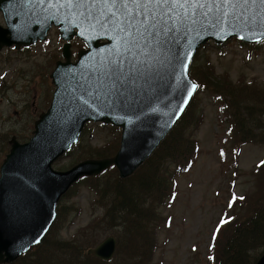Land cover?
Instances as JSON below:
<instances>
[{"label": "water", "instance_id": "obj_1", "mask_svg": "<svg viewBox=\"0 0 264 264\" xmlns=\"http://www.w3.org/2000/svg\"><path fill=\"white\" fill-rule=\"evenodd\" d=\"M84 10L64 4V0H0L5 22L0 25V49L42 41L52 25L58 27L64 41V60L56 61L50 73L55 88L49 106L38 114L27 141L10 139L9 151L0 164V264L14 262L43 239L56 218L59 200L81 178L98 175L110 166H115L120 178H126L153 153L197 90L189 66L201 45L230 37H244L241 40L247 43L264 39V25L258 18L252 23L225 17L213 5L207 16L198 12L181 26L166 54V65L150 87L126 98L114 95L108 103L100 94L106 91L101 72L118 39L99 25L91 28L94 22L79 15ZM73 39L84 45L75 60L70 48ZM90 120L120 128L115 154L84 159L64 170L53 168V162L78 141ZM114 249L115 240L109 236L88 248L87 254L108 260ZM254 264H264V251Z\"/></svg>", "mask_w": 264, "mask_h": 264}, {"label": "rangeland", "instance_id": "obj_2", "mask_svg": "<svg viewBox=\"0 0 264 264\" xmlns=\"http://www.w3.org/2000/svg\"><path fill=\"white\" fill-rule=\"evenodd\" d=\"M0 24L4 25L1 12ZM72 43L74 52L82 47V42L77 39ZM207 43L205 49L199 48L196 53V63L205 65L202 72L211 74L216 81L230 82L234 96H240L238 101L241 110L246 111L247 107L254 109L253 128L260 126L256 132L262 136L259 131L264 130V41L258 43V46L247 43L240 45L232 38L218 47L210 41ZM245 45H249V48ZM61 46L58 30L52 27L44 41L27 48L0 49L1 150L6 148L7 142L6 152H0V163L9 151L10 139L14 136L20 142L27 141L32 134L35 119L48 106V99L54 89L50 72L56 61L62 58ZM251 87L256 90L251 91ZM213 94L216 93L212 90L195 93L191 107L195 106V118L200 121L195 123V128L188 127L183 132L185 137L199 144L198 156L189 169L175 179L174 195L159 208L160 223L155 227L153 225L157 216L150 223L153 234H146L138 244L134 243L131 238L135 231L131 229V219L126 216H117L121 217L117 220L118 224L106 228L105 223L99 219L104 209L100 207L101 202L96 201V197L99 198L98 192L104 198L101 179L98 180V192L82 183L77 193L67 201L63 197L72 189L60 199L62 206L64 202L70 206L66 208L58 239L71 243L77 234L75 240L81 241L80 250L84 252L71 248L62 257L60 252L44 248L51 264H135L141 253L149 251L147 243H152L147 264H217L220 243L229 232L230 221L250 214V208L242 206L228 210L231 193L253 200L263 195L264 178L258 177L253 171L264 159V144L258 139H255L256 142L243 143L233 133L228 134L227 127L231 121L228 111L221 110L222 114L218 112L217 106L222 99L215 101ZM100 124L103 123H88V130L82 133L78 149L54 161L53 166L66 169L74 164L81 153L89 158L97 157L99 149L109 143L114 152L117 134L115 127ZM166 164L169 165V161ZM226 217L230 218L229 222L222 224L221 221H225ZM112 232L118 234L113 236L117 247L109 262L86 256V248L95 247L113 235ZM32 255L41 257L39 251ZM38 264H41L40 261Z\"/></svg>", "mask_w": 264, "mask_h": 264}, {"label": "trees", "instance_id": "obj_3", "mask_svg": "<svg viewBox=\"0 0 264 264\" xmlns=\"http://www.w3.org/2000/svg\"><path fill=\"white\" fill-rule=\"evenodd\" d=\"M239 44L243 45L241 42H239ZM245 46L249 47V45ZM205 48L206 46H203L202 49ZM196 60L197 58H194L190 65V76L198 84L197 92H208L212 90L216 93L213 94L215 101L222 99V102L218 103L217 107L219 109L218 112L221 114V110L228 111L231 121L227 127V133H233L234 137L240 139L243 143L247 141L256 142L255 139H258L264 144V130L259 131L262 134L261 136L256 132V130L260 129V126L256 125V127L253 128L252 118L254 109L246 106V111L241 110V103L238 101L240 96L237 98L234 96L231 91L232 85L230 82H218L211 74H204L202 69L205 65L196 63ZM248 84L252 85L253 83ZM250 90L255 91L256 89L251 87ZM49 101L50 97L47 105ZM192 102L193 99L191 103ZM191 103L165 139L132 175L127 178H120L116 168L111 166L100 173L101 175L98 174L94 177H85L81 179L63 199L67 201L71 195L76 194L78 186L82 183H85L90 190L94 189L98 192V180L101 179L104 198L100 192H98L99 198L96 197V201L99 203L101 202L102 205H100V207L104 209L103 214L101 213L99 218L105 223L104 226L106 228L114 227L117 220L121 218L117 216H126L131 219V229L133 228L135 231L131 238L134 243L138 244L140 238L145 237L146 234L152 235L153 231H150V223L155 216H157V219L153 222L154 227L160 223L161 220L158 219L159 208L168 201L171 194L176 190L175 179L177 176L185 173L192 165L194 159L198 156L199 144L196 140L185 137L183 132L188 127L195 128V123L200 121V119L195 118V106L191 107ZM247 104L251 103L248 102ZM249 123H251L250 128ZM110 128L114 130L113 127ZM115 130L117 134L114 139L116 142L114 152H112V148H110L111 143H109L105 147L99 149L100 153H98L97 158L110 156L115 153L119 142V129L115 128ZM79 143L74 146L70 154L74 153L75 149H78L77 146ZM6 150L7 142L6 148L0 149V152H6ZM79 150L81 151L82 149L80 148ZM81 154L82 155H79L74 163L89 158L86 154ZM168 161L170 163L169 165L166 164ZM253 172L258 177L263 176L264 178V159L258 163ZM262 183L264 185V182ZM242 197L243 199H240V197L231 193L230 202L232 205L227 208L231 211L234 206H242L245 209L250 208V214L243 218H238L236 221L234 218L230 221L231 225L228 230L229 232L226 236L222 237L220 243L218 251L219 260L217 264H254L264 251V191L263 195L258 199L253 200L247 199L245 196ZM64 204L65 205L62 206L60 202L57 210V219L42 241L10 264H38L39 261L41 264H48V255L44 252V248L48 251L51 249L58 251L63 255L62 257H64L71 248L81 249V241L75 240L77 234L72 238L73 240L71 243L58 239L59 228L66 216V208L70 206L65 202ZM224 220L229 222L230 218L226 217ZM112 233V236H118L115 232ZM218 234L220 235V233ZM218 234L217 238L219 237ZM145 246L146 245H144V248ZM147 246L148 248L150 247L149 251L145 254L141 253L139 255V261L137 262L136 260L135 264H147L152 243H147ZM87 249L88 248L85 250L86 256L94 257L86 253ZM36 251L41 253V257L32 255ZM80 251L84 252L83 250ZM49 263L51 264V262Z\"/></svg>", "mask_w": 264, "mask_h": 264}, {"label": "snow or ice", "instance_id": "obj_4", "mask_svg": "<svg viewBox=\"0 0 264 264\" xmlns=\"http://www.w3.org/2000/svg\"><path fill=\"white\" fill-rule=\"evenodd\" d=\"M64 4L84 7L79 15L94 22L90 23L91 28L99 25L118 39V46L110 50L101 72L106 91L100 94L108 103L114 95L126 98L151 86L160 68L166 65V54L176 42L181 26L198 12L207 16L214 5L225 17L232 15L252 23L258 18L264 25V0H64ZM196 87L192 85L193 89Z\"/></svg>", "mask_w": 264, "mask_h": 264}, {"label": "bare ground", "instance_id": "obj_5", "mask_svg": "<svg viewBox=\"0 0 264 264\" xmlns=\"http://www.w3.org/2000/svg\"><path fill=\"white\" fill-rule=\"evenodd\" d=\"M50 53V52H49ZM88 130V129H87ZM101 175V174H100Z\"/></svg>", "mask_w": 264, "mask_h": 264}]
</instances>
